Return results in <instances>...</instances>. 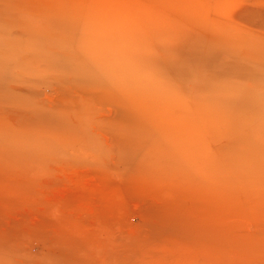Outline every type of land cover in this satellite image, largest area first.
Here are the masks:
<instances>
[{
    "label": "rangeland",
    "instance_id": "obj_1",
    "mask_svg": "<svg viewBox=\"0 0 264 264\" xmlns=\"http://www.w3.org/2000/svg\"><path fill=\"white\" fill-rule=\"evenodd\" d=\"M0 264H264V0H0Z\"/></svg>",
    "mask_w": 264,
    "mask_h": 264
}]
</instances>
